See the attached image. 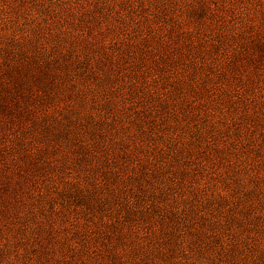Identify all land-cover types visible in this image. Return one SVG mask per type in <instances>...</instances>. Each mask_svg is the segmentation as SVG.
<instances>
[{
	"label": "rangeland",
	"instance_id": "rangeland-1",
	"mask_svg": "<svg viewBox=\"0 0 264 264\" xmlns=\"http://www.w3.org/2000/svg\"><path fill=\"white\" fill-rule=\"evenodd\" d=\"M0 264H264V0H0Z\"/></svg>",
	"mask_w": 264,
	"mask_h": 264
}]
</instances>
